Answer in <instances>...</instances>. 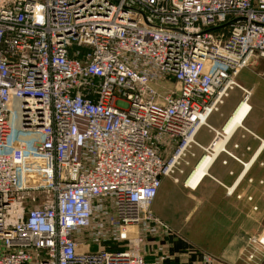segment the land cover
<instances>
[{"label":"built area","instance_id":"2783aa9c","mask_svg":"<svg viewBox=\"0 0 264 264\" xmlns=\"http://www.w3.org/2000/svg\"><path fill=\"white\" fill-rule=\"evenodd\" d=\"M257 59L264 0H0V264H164L100 243L140 222Z\"/></svg>","mask_w":264,"mask_h":264},{"label":"rangeland","instance_id":"374dc122","mask_svg":"<svg viewBox=\"0 0 264 264\" xmlns=\"http://www.w3.org/2000/svg\"><path fill=\"white\" fill-rule=\"evenodd\" d=\"M238 77L242 90L235 89L232 92L235 98L229 97L230 108L235 109L227 121L228 129L236 124L242 126L250 113L244 125L257 126L250 154L264 141V61H252ZM173 87L174 83L168 85ZM168 88L161 90V94H167ZM207 132L201 129L196 138L201 147L202 141L214 135ZM201 147L193 146L175 172L162 180L154 202L140 222L127 227L119 242H102L100 247L124 249L131 243L148 259H159L164 264H202L207 258L213 264H262V249L249 243L264 237V149L238 190L233 192L218 176L222 162L226 161L222 156L227 154L222 151L212 169L204 171L209 157ZM239 149H234L232 144L233 154L229 152V155ZM211 175L222 184L210 179ZM225 176L230 182L236 174ZM112 229V224H107L108 232ZM94 234L95 229L90 228L83 230L79 237L91 242ZM96 249L94 244L91 251ZM248 252L254 255L251 262L245 258Z\"/></svg>","mask_w":264,"mask_h":264},{"label":"crops","instance_id":"0c3cea01","mask_svg":"<svg viewBox=\"0 0 264 264\" xmlns=\"http://www.w3.org/2000/svg\"><path fill=\"white\" fill-rule=\"evenodd\" d=\"M231 98L232 99L235 98L234 93L233 94L231 93ZM230 101H231L230 98H228L225 101V103L218 109V111L213 113L210 116L208 123H209L210 127L212 128V130L206 129V131H208L207 133L212 132L215 135L214 131H217L218 133L221 134V137L223 138L224 135H226L230 131V129L233 128V127H231L230 129H228L229 126H228V122H227L228 119L230 118L233 110L235 109V107L232 109L230 108V105H229ZM249 114H248V116H249ZM248 116L243 121L241 128L239 127L232 134V136L224 143L223 147L220 150V153H223L222 151L225 150V153L227 154L228 157L225 154H224V156H222V157H224V159H226V161L222 162V164H221L222 168L221 167L219 168L220 174L218 176L220 178V181H226V184H229L228 190L233 189L232 190L233 192L238 190L240 182L243 180V178L247 174H249V171H251V169L255 166L257 159L260 157V155L262 153V151H261L259 156L254 160L252 165L248 168V163H250L252 161L257 149L259 148V146L257 148L255 146L256 149L252 153L249 154V151H251L254 148V146L252 145V144H254L252 142L253 141L252 139L257 137V135H256L257 126L256 125H249V126L244 125V122L247 120ZM214 135L211 137L210 140L202 141L203 142L202 146L204 148L210 145L209 142H211ZM221 137H219V138H221ZM232 144H234V149H239V147H240L239 151H234V155H232L233 152L231 151V145ZM248 145H251V147H245ZM260 146H261V144H260ZM211 151H212L211 149H209V151H207L206 149L204 150V152L208 155V157L211 156ZM229 152L232 154L229 155ZM215 160L212 162V164L215 162ZM212 164H211V166L213 167ZM211 166L209 167V169L210 168L212 169ZM235 174H236V176H235ZM225 175L235 176V177H234V179H232V181L229 182L228 178H226ZM210 179L216 181L217 183H220L213 176ZM220 184H222V182ZM171 263H174V262H171Z\"/></svg>","mask_w":264,"mask_h":264},{"label":"bare ground","instance_id":"6f19581e","mask_svg":"<svg viewBox=\"0 0 264 264\" xmlns=\"http://www.w3.org/2000/svg\"><path fill=\"white\" fill-rule=\"evenodd\" d=\"M241 128V125H234L233 128L230 129V131L224 135V137L222 138L220 135V133H218L217 131H214L215 133V137L213 139V142L210 143L209 146L206 147V150L209 151V149H211V156H209V159L207 161V163L204 166V171H207L209 169V167L211 166L212 162L218 157L221 148L223 147L224 143L232 136V134L238 129ZM221 137V138H218ZM218 138V139H217ZM217 139V140H216ZM215 140V141H214ZM212 145V146H211ZM211 147V148H210ZM202 150L204 151V147H201ZM264 149V142H261V146H259V148L257 149L254 158L252 159V161L250 163H248V168L252 165V163L254 162V160L259 156V154L261 153V151ZM223 152H225V150H223ZM245 166V165H244ZM243 176V175H242ZM233 189H230L229 191H232ZM262 242H264V237L262 239H260ZM259 244V242H257Z\"/></svg>","mask_w":264,"mask_h":264}]
</instances>
